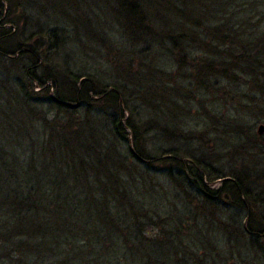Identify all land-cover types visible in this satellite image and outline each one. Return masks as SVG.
Returning a JSON list of instances; mask_svg holds the SVG:
<instances>
[{
	"label": "trees",
	"instance_id": "obj_1",
	"mask_svg": "<svg viewBox=\"0 0 264 264\" xmlns=\"http://www.w3.org/2000/svg\"><path fill=\"white\" fill-rule=\"evenodd\" d=\"M6 1L4 15L0 0V264H264V136L229 122L237 157L216 174L195 157L198 148L165 147L167 132H175L166 129L165 113L184 108L176 101H187L191 83L203 95L225 83L262 112L264 0H95L119 40L100 29L96 40L103 41L100 32L107 38V46H97L102 60L81 74L65 57L61 66L50 63L66 48L54 42L55 27L10 18L16 3ZM25 22L31 35H52L56 46L19 36ZM119 41L128 46H115ZM165 56L193 71L184 86L168 84L156 64ZM214 110L206 115L218 122ZM224 199L249 214L246 225L237 223L239 249H223L216 215Z\"/></svg>",
	"mask_w": 264,
	"mask_h": 264
},
{
	"label": "rangeland",
	"instance_id": "obj_2",
	"mask_svg": "<svg viewBox=\"0 0 264 264\" xmlns=\"http://www.w3.org/2000/svg\"><path fill=\"white\" fill-rule=\"evenodd\" d=\"M10 2L16 3L12 8L10 7V18H24L28 20V24L29 21L32 20V22L34 21L44 26L46 31L49 28H56L54 31H56L58 38L54 40V42L56 44L59 43L58 46H66V48L63 49L62 54L59 53L58 50V54L51 56L50 63L55 66H61L63 57H65L66 60H73L75 63L77 62V65L74 63L71 64L70 62V68L74 73L81 74L89 70L94 72L95 69L93 68L98 61L97 58L102 60L97 46H107L105 41L107 38L100 32L101 40L103 41L100 42L96 40L95 37L99 34L100 29L104 30V34L106 35L116 34V32H112L111 29L113 19L109 18L110 24H106V16L101 14L95 0H10ZM8 3V1L3 0L4 15L10 10ZM50 18H52V21ZM27 23L25 22V31H21L20 33L19 26H6V29L12 30V33L15 34L19 33V36L27 38L31 43L37 44V46H56L52 44V35L50 39L46 38L45 40L43 39V35H31L32 31L31 28L27 27ZM61 29H64L65 34ZM87 35L91 39H88ZM115 36L118 41L119 35L116 34ZM115 46L128 45L119 41ZM51 54H55L52 48L48 52V55ZM156 60L159 69L165 71L170 76L168 84H172L174 87L184 86L185 82H187V76L193 73L190 69H180L179 66L176 65V62L168 56H165L162 64H160L159 58ZM101 62V64L105 65L104 69L109 71L110 64H105L104 60ZM119 73L124 72L120 71ZM105 76L108 75L106 74ZM128 78L135 80L137 79V74ZM148 83L150 88L147 91L149 92L152 90L153 94L154 87L158 84V75L156 71H153L152 77L148 80ZM191 84L192 88L185 86L189 90L187 101H176V105H183L184 108L177 107L175 110H167L165 113L166 129H173L176 135H178L177 138L179 137V139H175V132L169 130L167 132L165 147L168 149L174 146H187L190 144L191 150L198 148V153H196L195 157L207 162L209 164L207 167L208 172L216 174L218 170H221L223 166H226L231 160L237 157V153L232 144L235 140V136L228 128L229 122L237 120L244 123L246 129L250 130L252 127L253 131L257 133L258 136L262 137L264 136V130L259 134L258 128L260 126L264 127V108L260 107L258 110H262V112H257V107L249 103L250 100L248 97L242 94H235L232 88H229L225 83L214 85L208 90L207 95L196 92L198 86L194 83ZM46 85L51 86L49 83ZM173 89L180 90L181 88ZM53 90L54 89H51V92H53ZM241 90L247 93L249 87L244 83L242 84ZM34 91L38 92L39 89L35 88ZM173 98H175L174 95ZM200 99L203 102L202 105ZM150 100L152 101V99ZM71 106L75 108L78 107L76 104H71ZM206 109H216L212 114L216 113L220 121L211 122L209 120L211 115H206ZM152 111H154V109ZM213 116L214 115H212V117ZM222 118L224 119L222 120ZM150 120L153 122L152 118ZM204 130L206 133L203 137H199L197 133H201ZM126 133H128L127 137L130 140V131L127 130ZM187 136L192 138L190 142L186 141ZM128 146L130 147V141L128 142ZM171 171L172 170H170V172ZM219 184L220 180H216L212 189L216 190ZM261 199L263 200V204L259 207L258 216L264 220V197ZM218 202L223 209L219 215H216L221 222V225L218 226V231H220L225 238L223 249L231 250L234 248V245L239 249L241 246L239 224L242 226L246 225L249 214L246 209L233 208L226 199L223 201L218 200ZM193 204H196V202ZM246 239L247 238H245V240Z\"/></svg>",
	"mask_w": 264,
	"mask_h": 264
},
{
	"label": "water",
	"instance_id": "obj_3",
	"mask_svg": "<svg viewBox=\"0 0 264 264\" xmlns=\"http://www.w3.org/2000/svg\"><path fill=\"white\" fill-rule=\"evenodd\" d=\"M263 130H264V127H263V126H260V127L258 128V133L261 134V133L263 132Z\"/></svg>",
	"mask_w": 264,
	"mask_h": 264
}]
</instances>
